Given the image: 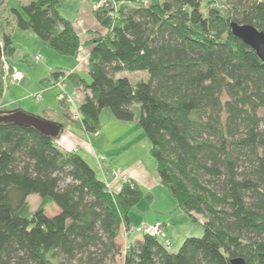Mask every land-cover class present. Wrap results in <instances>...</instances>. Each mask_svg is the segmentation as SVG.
I'll return each instance as SVG.
<instances>
[{"label":"trees","instance_id":"obj_1","mask_svg":"<svg viewBox=\"0 0 264 264\" xmlns=\"http://www.w3.org/2000/svg\"><path fill=\"white\" fill-rule=\"evenodd\" d=\"M64 1L0 0V102L3 66H13L17 49L12 28L78 56L81 38ZM206 2L207 11L203 0H107L94 9L105 30L89 41V78L55 66L41 81L73 83L88 133L101 130L105 109L137 120L161 184L193 220L204 218L203 235L178 251L150 234L127 242L130 212L151 192L132 179L111 190L56 138L0 122V264H264V60L231 29L238 22L264 31V0ZM126 71L149 77L134 82ZM61 104L77 121L72 105ZM32 194L41 198L34 210Z\"/></svg>","mask_w":264,"mask_h":264},{"label":"rangeland","instance_id":"obj_2","mask_svg":"<svg viewBox=\"0 0 264 264\" xmlns=\"http://www.w3.org/2000/svg\"><path fill=\"white\" fill-rule=\"evenodd\" d=\"M6 1H9L10 3L12 2V0ZM92 1L95 0H91V2ZM106 1L107 0H100L99 2H96L94 4V9L105 5ZM124 1L128 3H134L137 0ZM208 7L209 6L206 0H203L204 10L207 11ZM78 9L79 11H82V7L80 8L77 0H66L65 6L62 8V13L66 17H73L76 13H78ZM85 22L86 21H83L82 24L80 22L77 23L79 29H81ZM88 24L90 23L88 22ZM87 28H89V26ZM12 35L14 37L17 49L15 55L10 58V61L24 72L25 81L28 83L30 88L43 87L41 79L45 78L50 72L46 64L62 66L66 68L71 67L73 64V57L60 55L56 51L52 50L44 40H42L35 32L31 30H22L15 27L12 30ZM36 56H39L40 58L36 60ZM122 75L128 76L134 82L139 79H147L149 77L147 71H126L123 72ZM86 77L89 78L88 75H86ZM67 85H69V83H67ZM7 86H11L10 88L15 87L13 85L6 84L5 89H7ZM67 89H70V86H68ZM33 91L34 90H32V92ZM61 91L62 88L58 84H55L51 87H48L45 91V94H41L42 98L40 100H36V97V99L31 98V100L37 101L36 103H39V106H42L43 103L47 101L50 105H53L52 107L60 110L59 108L62 107V104L59 98V93ZM79 96V100L81 101L83 96L81 94H79ZM11 107V109H16L18 106L15 104ZM37 108L38 107H34V112L31 110H23L30 114L39 116L42 113V107H40L39 110H36ZM71 108L72 112L76 114L74 106ZM0 112L7 113L8 111L0 110ZM111 115L112 113L110 111L107 113V111L103 110L101 113V120L103 121L102 124L107 123L108 129H110L112 125L109 119ZM77 120L80 121V118ZM108 132L109 131H106L107 134ZM118 132L119 131L117 130L115 132H110V134L115 137L117 135L115 133ZM105 138L106 140L107 138L111 139L107 136H105ZM151 145V141L147 136H144L143 139L138 136L137 138L133 139L130 150L126 151L123 155L118 156L116 159L112 158L110 161H115L116 165L114 164V166L119 167L118 164H125L126 162L129 163L128 160H130V158L138 159L140 162L139 164L144 167V170L147 171V175L144 176L143 180L146 181L147 184H142L141 186L145 191L150 190L152 192V197L151 199L144 197L142 201L133 207L130 215L135 223H140V221L149 223L161 221L165 223L166 231L160 237V239L165 241V239L168 238L171 241V245L168 246L169 250L178 251L183 241L187 237H200L203 235L204 227L202 222H204V218L198 216V220H193L184 210L179 207L177 200L171 191L166 186L161 184L157 170V161L151 153ZM90 161L91 162L89 163L97 169L98 176L102 177L99 167L93 160ZM146 185H149L150 187ZM28 201L30 203L31 209L34 210L40 205L41 198L38 194H32L28 197ZM47 208L50 214L56 211L55 205L49 204ZM143 236L144 234L139 232L129 234L128 236H125L124 233L121 234V238L125 239L129 243H134L136 240L142 239Z\"/></svg>","mask_w":264,"mask_h":264},{"label":"crops","instance_id":"obj_3","mask_svg":"<svg viewBox=\"0 0 264 264\" xmlns=\"http://www.w3.org/2000/svg\"><path fill=\"white\" fill-rule=\"evenodd\" d=\"M28 1L29 0H12L11 3L9 1L7 2L10 4L18 5L19 2L24 3ZM77 1L80 8L82 7V11H79L78 9V13H76L73 17L68 16V18L72 20L77 32L80 35L81 48L78 56L73 57L74 60L72 62V66L65 68L68 70V73H79L81 76L87 78L86 75L89 76V55L92 48V45L89 44V41L93 37V34L95 32H103L105 29L101 26V24L94 16V4L96 2H99L100 0H95L92 2L91 0ZM2 7H5V5ZM83 21L86 22L82 25L81 29H79L77 23L80 22L82 24ZM88 22L90 24H88ZM88 26L89 28H87ZM14 28H12V30ZM46 65L48 66L50 71L56 66L50 64ZM13 67L19 69L15 64H13ZM48 76L49 74L41 80L47 79ZM49 83H42L43 87L30 88L28 83L25 81V77L19 83H6L7 85H13L15 87L10 88L11 86H7V89H5L4 86V94L0 102V110L12 112L14 110L24 109L34 112V107H38L36 110H39V108L42 107V113L39 116H42L43 118L48 120L56 121L62 126L59 134L60 136H58L59 138L56 139L58 145L64 150H73L79 153L88 162H91L90 160H93L99 167L100 173L102 175V177L100 178L107 183L108 187L111 190L119 191L124 184L123 180L117 175L119 173L127 174L130 179L137 182L140 186L142 184H147L146 181H143L144 176L147 175V171L144 170V167L139 164L140 162L137 158H130V160H128L129 163L126 162L125 164H118L119 167L114 166V164L116 165L115 161H110L112 158L116 159L118 156L123 155L126 151L130 150L134 138H137L139 136L143 139V137L146 136L144 135L145 133L138 121H120L117 120L113 115H111L109 118L111 121L110 123L112 124L110 129H108L107 123H104L102 124L101 130L97 134L88 133L82 126L81 121H72L71 119L65 117L63 106L59 108L60 110H57L55 107H52L53 105H50L47 101H45L42 106H39V103H36L37 101L31 100V98H35L36 95H39V98L35 99L40 100L42 98L41 94H45V91L48 87L55 85L53 83ZM67 83H69V85H67ZM56 84H58L62 88V91L59 93L60 101L61 95L63 93H74V85L69 79H67L64 83L59 82ZM68 86H70V89H67ZM32 90L34 91L32 92ZM15 104H17L18 107H16V109H11V106ZM71 107L72 106H68V110L73 113ZM74 108L76 112L79 111V108L77 106H74ZM105 111L109 113V110L105 109ZM102 122L103 121L101 120V123ZM117 130L119 132L115 133L117 134L115 137L110 134V132H115ZM106 131H109L108 134L106 133ZM105 136L111 139L107 138L106 140ZM101 157H104L105 159H101ZM146 186L150 187L149 185ZM148 191L151 192L150 190ZM132 221L133 224H140L144 222L140 221V223H135L133 218Z\"/></svg>","mask_w":264,"mask_h":264},{"label":"water","instance_id":"obj_4","mask_svg":"<svg viewBox=\"0 0 264 264\" xmlns=\"http://www.w3.org/2000/svg\"><path fill=\"white\" fill-rule=\"evenodd\" d=\"M231 29L234 35L254 48L260 58L264 60V31L259 30L251 24H239L238 22H231ZM0 122L32 126L41 133L53 138L59 136L62 127L56 121L30 114L22 109L8 113H0ZM232 264H244V260L242 258H236L232 260Z\"/></svg>","mask_w":264,"mask_h":264},{"label":"built area","instance_id":"obj_5","mask_svg":"<svg viewBox=\"0 0 264 264\" xmlns=\"http://www.w3.org/2000/svg\"><path fill=\"white\" fill-rule=\"evenodd\" d=\"M114 14V13H112ZM40 57L36 56L35 59L38 60ZM4 69H5V79L7 83H19L21 82L25 74L21 70L11 66L9 62L4 63ZM36 98H39V95H36ZM61 98H64L68 104H71L72 106H78L80 104V96L77 93H72V94H67L63 93L61 95ZM75 117L80 118L81 115L80 113L77 112ZM101 159H105L104 157H101ZM123 182H129L130 178L126 174L119 173L117 174ZM166 231V224L161 222V221H156L154 223H149V222H142L140 224H131L127 230H125L124 235L128 236L129 234L139 232L143 234H150L153 236L161 237ZM165 245L169 246L171 245V241L167 238L165 241H163Z\"/></svg>","mask_w":264,"mask_h":264}]
</instances>
